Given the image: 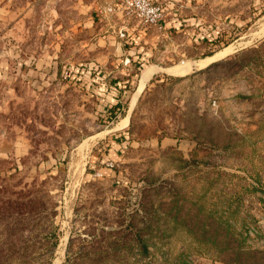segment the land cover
<instances>
[{
  "label": "rangeland",
  "instance_id": "obj_1",
  "mask_svg": "<svg viewBox=\"0 0 264 264\" xmlns=\"http://www.w3.org/2000/svg\"><path fill=\"white\" fill-rule=\"evenodd\" d=\"M102 3L0 0V264H264V6L99 74Z\"/></svg>",
  "mask_w": 264,
  "mask_h": 264
},
{
  "label": "crops",
  "instance_id": "obj_2",
  "mask_svg": "<svg viewBox=\"0 0 264 264\" xmlns=\"http://www.w3.org/2000/svg\"><path fill=\"white\" fill-rule=\"evenodd\" d=\"M156 1L160 2L164 7V18L155 25H145L134 16L126 15L122 12H117L115 15L105 19L100 13L102 4L98 6L96 9L97 12L95 14L97 20L96 22L93 20L91 26L93 27V30L96 29L97 33L100 35L98 38L100 39V43H102V45L99 49L90 54L91 58L98 60L99 63L88 62V66H86L89 68V70L90 68H93V70H98L97 72L100 74L102 69L105 67V65H103V61L101 60L105 59L109 60L112 64H115L117 61L119 69H121L120 71L128 74L127 72L129 65L133 61H136V59L141 60L144 58L145 54L147 55L148 53L150 55L153 54V57L158 56L157 46L160 48V52L164 51V53L159 54V57H166L169 55L177 56L180 52L179 50L177 52L173 46L172 52L168 49V43L174 36L173 31L177 33V36H184L187 32V25L195 24L198 29L195 28L197 31H195L196 34L194 33L193 40L195 39L196 41H200V43L204 41V43H206L207 39H212L213 34H215L213 36L216 37L217 32H219L221 38L223 33L217 29L218 26L226 28L227 24L225 22H228L227 20L232 19V11H238V7L240 9L239 12H241L239 19H241V21H246L247 19H243L244 17L242 15L244 12L245 14H248L252 11L251 7L256 9L257 6H264V0H256L252 3L250 0ZM206 21L207 23L204 24L203 22ZM117 30H123L125 32V37H119ZM199 31L204 32L205 36L201 35ZM178 46L179 45L177 44V47ZM164 48H166V50H164ZM217 52H214L212 55ZM210 56H204L203 59ZM126 58L129 59V63L123 64ZM107 66V69L114 68L111 65ZM84 67L85 66L82 68L84 69ZM179 68L186 67H182L180 64L173 66H161V64L154 62L149 64V67H146L144 70H150V72L153 70L152 74L150 73L151 76L149 75V77L157 76L161 72H164L169 76L180 77L183 73H178ZM166 70L170 71L167 72ZM96 77L99 79L98 75Z\"/></svg>",
  "mask_w": 264,
  "mask_h": 264
},
{
  "label": "built area",
  "instance_id": "obj_3",
  "mask_svg": "<svg viewBox=\"0 0 264 264\" xmlns=\"http://www.w3.org/2000/svg\"><path fill=\"white\" fill-rule=\"evenodd\" d=\"M117 12L134 16L145 25L158 24L164 18V7L156 0H103L100 13L103 18H109ZM118 36L125 37L123 30H117ZM126 58L124 63H128ZM113 162L108 161L106 166L113 167Z\"/></svg>",
  "mask_w": 264,
  "mask_h": 264
},
{
  "label": "bare ground",
  "instance_id": "obj_4",
  "mask_svg": "<svg viewBox=\"0 0 264 264\" xmlns=\"http://www.w3.org/2000/svg\"><path fill=\"white\" fill-rule=\"evenodd\" d=\"M229 51H231V46H227L225 47L224 49H222L221 51L215 53L214 55L210 56V57H207L205 59H201L198 61V64H206L207 62L209 61H212V60H215V59H218V57L228 53ZM179 71V69H178ZM150 70H144L141 77H140V81L139 83L137 84V87H138V90H140L142 88V86L145 84V82L147 81V79L149 78V75H150Z\"/></svg>",
  "mask_w": 264,
  "mask_h": 264
},
{
  "label": "trees",
  "instance_id": "obj_5",
  "mask_svg": "<svg viewBox=\"0 0 264 264\" xmlns=\"http://www.w3.org/2000/svg\"><path fill=\"white\" fill-rule=\"evenodd\" d=\"M218 40H220V39L218 37H216L215 40L209 41V44L216 43V42H218ZM212 54H213V52H212V50H210V51L206 52L202 57H204V56H210ZM120 92H121V90H119V95H120ZM118 107H120V102L114 103V105H112V107H110L111 109H109L110 110L109 114L112 113L113 111L115 112L116 111V108L118 109Z\"/></svg>",
  "mask_w": 264,
  "mask_h": 264
},
{
  "label": "water",
  "instance_id": "obj_6",
  "mask_svg": "<svg viewBox=\"0 0 264 264\" xmlns=\"http://www.w3.org/2000/svg\"><path fill=\"white\" fill-rule=\"evenodd\" d=\"M219 59V58H218ZM217 59H215V60H212V61H210V62H213V61H216Z\"/></svg>",
  "mask_w": 264,
  "mask_h": 264
}]
</instances>
